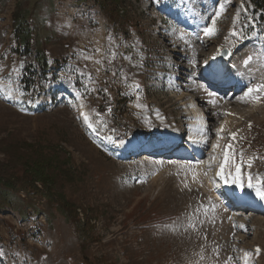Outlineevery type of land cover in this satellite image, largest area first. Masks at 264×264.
<instances>
[{
    "label": "rangeland",
    "instance_id": "rangeland-1",
    "mask_svg": "<svg viewBox=\"0 0 264 264\" xmlns=\"http://www.w3.org/2000/svg\"><path fill=\"white\" fill-rule=\"evenodd\" d=\"M122 1L117 13L122 21L120 28L125 27L121 31H137L139 36L132 43L122 38L119 43L118 35L106 28L98 5L86 11L89 2L81 4L82 13L72 16L67 13L65 0H54L53 8L42 13L47 56L54 63L64 60L65 70L59 74L57 86L46 83L36 105L24 103V98L31 97L20 83L28 58L21 54L13 34L19 4L30 9L33 0H7L4 6L0 3V145L11 140L33 145L40 141L70 154L80 182L63 184L62 189L80 205L77 215L86 223L81 230L86 233L81 232L73 218L63 214L62 207L51 205L44 197L13 190L8 202L0 206V264H264V254L252 252L256 244L264 249V211H253L261 217L245 219L238 213L234 217L236 211L246 213L244 207L235 209L216 201L209 185L216 165H206L208 158L219 160L228 132L243 127L234 142L231 155L236 156L230 158L229 172L238 151H245L239 161L258 179L264 177V88L256 92L257 96L254 91L249 103L233 104L241 110L235 107L226 115L223 98L231 92L209 90L203 79L191 81L200 72L206 52L210 54L212 47L226 38L233 44L238 35L236 43L243 47L235 54V75L248 77L254 87L264 85V16L255 15L239 4L240 0ZM218 3L226 11L216 18L209 40L199 42L206 36L204 29L218 11ZM171 6L178 12L167 15L165 10ZM190 20L202 24L197 27L199 32L186 29L184 23ZM233 28L237 35L232 34ZM249 28L252 34L243 40ZM249 56L252 60L245 65ZM117 58L123 69L114 68ZM77 70H84L85 75ZM87 73H91V82ZM195 87L202 101L198 107H204L201 118L200 113L193 120L195 132L209 141L205 147L198 143L196 151L203 147L200 152L205 151L206 156L199 161L186 157L187 161L145 154L133 137L148 131L150 122H157L159 131L167 136L182 126L183 136L189 127V134H185L189 140L193 122L189 100ZM9 88L13 89L11 99L6 96ZM53 94L55 100L50 99ZM239 95L233 94L234 98ZM120 100L126 105L119 103L115 112L99 109L102 104ZM205 112L214 118L206 117ZM116 120L140 131L120 138L107 129ZM249 120L251 126L245 123ZM209 122L213 131L225 122L219 137L214 132L213 137L207 135ZM98 128L105 132V141L97 139L93 130ZM132 138L128 149L124 145ZM128 153L129 157L122 159ZM248 157H254V162ZM5 160L0 152V161ZM24 213L29 218L21 221ZM88 230L92 234L85 240ZM246 252L250 257L244 256Z\"/></svg>",
    "mask_w": 264,
    "mask_h": 264
},
{
    "label": "trees",
    "instance_id": "trees-1",
    "mask_svg": "<svg viewBox=\"0 0 264 264\" xmlns=\"http://www.w3.org/2000/svg\"><path fill=\"white\" fill-rule=\"evenodd\" d=\"M80 1L86 2L87 0ZM95 1L100 4L108 24H112L118 32L121 29L124 30L125 27L120 28L122 21L118 15V7L123 4V1ZM6 2L7 0H0L2 6ZM251 2L256 11L264 10V0H251ZM30 5L32 7L29 9L24 4H19L21 7H18L14 15L13 34L21 49V54L29 57L22 78L23 88L30 95L35 92L36 95H39L43 89L42 82H56L55 72L60 68L58 61L54 65H50L44 42L46 25L42 13L46 9L53 8L54 0H33ZM110 7L114 9H110ZM31 98L34 99L33 96ZM120 103L124 107L125 102ZM108 108L102 107L103 110ZM152 126L156 128L154 124ZM111 128L117 129L122 136L136 132V127L127 122L120 124L118 121L112 122ZM5 142L8 144L0 145V152L6 156L4 162L0 161V206L8 202L13 190H23L31 197H44L51 205L56 204L55 206L62 207L63 214L69 218L71 216L74 224L81 231L86 223L81 222L78 218L77 210L80 205L72 200V197H67L62 189L63 184L73 185L80 182V176L76 173L70 154L66 155V152L59 148H49L46 143L40 141L36 142L35 145L28 142L23 143L20 140ZM23 217L27 219L28 215L24 213ZM81 232L86 233V230ZM91 234L92 230H88L84 239L86 240ZM87 241L90 240L87 239Z\"/></svg>",
    "mask_w": 264,
    "mask_h": 264
},
{
    "label": "bare ground",
    "instance_id": "bare-ground-1",
    "mask_svg": "<svg viewBox=\"0 0 264 264\" xmlns=\"http://www.w3.org/2000/svg\"><path fill=\"white\" fill-rule=\"evenodd\" d=\"M168 13H172V12H168ZM192 21H194V20H192ZM197 24H195V23H187L186 24V26L188 27V28H192V27H194V26H196ZM187 29V28H186ZM187 31V30H186ZM190 32V31H189ZM230 38H226V39H224V41L222 42V43H217V44H215L213 47H212V49H211V52H210V54L208 53L207 54V52L204 54V58L201 60L202 61V68H203V65L204 64H207L208 63V66H210V65H212V64H214L215 62H216V58H217V55L219 54L218 52H216V50H217V46L218 45H220V46H222L223 48H225V49H233V44L230 42ZM235 49V48H234ZM202 68H201V70H202ZM201 70H200V72L198 73V74H195L193 77H191V81H196V80H199V79H203V80H205L202 76H201ZM236 78L240 81V84H239V87H237V88H232V90L230 91L231 93L229 94V96L228 97H226L225 99L223 98V100H225V104H224V106L222 107V111L224 112L225 110H228V111H231L232 109H234L235 107H238V108H240V110H241V106H233V104H235V105H245V103L246 102H248L249 103V101H251L252 100V98L253 97H250L251 95H244L243 94V92H245L246 90H247V88L248 87H252V85L249 83V79H245V78H243V77H241V76H236ZM183 79H184V77H183ZM200 81H202V80H200ZM205 82V81H204ZM184 86V85H183ZM241 88H243L244 90L242 91V93L237 97V98H234V96H233V94H234V92L236 93V92H238V90L239 89H241ZM190 89L189 88H187V91H189ZM182 92H186V90L185 91H182ZM192 94H190V96H191V100H189V105H190V111H189V114L192 116V121L194 120V119H197V117H198V114H200L201 113V115H199L200 116V118H201V116H202V113H203V110H204V107H202V108H199L198 106H202V101L200 100V98H199V88L198 87H195V91H193L192 90ZM263 93V92H262ZM184 95L185 96H187V95H189V94H187V93H184ZM254 95V94H253ZM255 95H256V93H255ZM257 96V95H256ZM259 97V96H258ZM255 98V97H254ZM186 98H183V97H181V100H185ZM263 99V98H262ZM227 100V101H226ZM232 100H233V102H232ZM186 102V101H185ZM255 104V103H254ZM188 107V106H187ZM231 107V108H230ZM246 110V109H245ZM245 112V111H244ZM226 114V113H225ZM240 114H243V113H240ZM206 117H208V118H210V119H213L214 118V115L212 114V113H207V112H205V114H204ZM227 115V114H226ZM199 118V119H200ZM230 118H228L227 120H229ZM241 119V118H240ZM202 121H206V119H203L202 118ZM210 123V122H209ZM192 125H191V128H190V130H191V140H193V142H195L194 144L195 145H197L198 143L199 144H202L204 147L208 144V139H207V137L206 138H203L202 137V135H200V134H197V131L195 132V127H196V123L193 121L192 123H191ZM224 124H225V122H222L221 123V125H220V127H218V128H216L214 131L211 129V123L210 124H208V126L206 125V127H205V130L206 131H208L207 132V135L208 136H212L213 137V132H214V134H216V136H218L219 137V134L221 133V130H222V128H223V126H224ZM231 125L232 126H234V127H237L238 125H236L235 123H231ZM197 130V129H196ZM184 134H187V132H188V130L186 129V130H184ZM174 138L177 136V133L175 132L173 135H172ZM180 137H182L183 138V136L180 134ZM169 138V137H168ZM212 139V138H211ZM186 141H187V139H186ZM218 141V139L216 138V139H214V141H213V143L214 144H216V142ZM188 142H189V140H188ZM133 143V138L131 139V140H129L124 146H126V147H130V145ZM212 143V144H213ZM220 150V149H219ZM213 152H215L216 154H215V156H217V149L215 148V146L213 147ZM194 156H197V158H195V160L196 161H199V160H201L203 157H205L206 156V154H205V151L204 152H200V151H195L194 152ZM209 156H211V154L209 155ZM215 159H216V157L215 158H212V159H210V158H208L207 160H208V162H206V165L208 164L210 167H212L214 164L215 165H217V163H218V161H220V159L218 160V158L216 159V162H215ZM196 166H197V164H196ZM214 198H216L215 196H214ZM252 200H257V201H261V202H264V200H261V199H259V197H257L256 195H255V192L253 193V197H252ZM249 202H250V200H249ZM259 206L258 205H256V209L258 208ZM237 213L239 214V216H244V218L245 219H251L252 217H261V215L260 216H258L257 214L258 213H254L253 211L250 213V214H248L247 212L245 213V212H241V211H236L235 212V214L233 215L234 217L235 216H237ZM243 219V218H242ZM250 222V221H249ZM242 226V225H241ZM243 235V234H242Z\"/></svg>",
    "mask_w": 264,
    "mask_h": 264
},
{
    "label": "snow or ice",
    "instance_id": "snow-or-ice-1",
    "mask_svg": "<svg viewBox=\"0 0 264 264\" xmlns=\"http://www.w3.org/2000/svg\"><path fill=\"white\" fill-rule=\"evenodd\" d=\"M154 2H158V0H154ZM224 11H226V9L224 8L223 4H219V3H218V11L214 13L213 18L211 19V23H210V25H209V26H206L205 29H204V33H205L206 36H211V35H212V33H213V31H214V27H213V26H215L216 23H217V19H216V18H218V17L221 15V13H223ZM232 34H233V35H237V33L235 32V30L233 31ZM109 39L111 40V37H109ZM99 51H100V49H96V52H99ZM218 51L220 52L221 55H225V54H226V53H225L223 50H221V49H218ZM111 56L114 58V57H115V53L112 52V53H111ZM84 59L91 60L92 57H91V56H85ZM251 60H252V57L249 56V57L245 60V65H247ZM96 63H100V64H102L103 61H96ZM86 67H87V66H85V68H86ZM0 71H2V66H0ZM13 71H16V69L14 68ZM77 71H79V74H80L81 76H84V75H85V71H84V70H77ZM87 78L89 79L90 82L92 81L91 73H87ZM125 79H127V78L125 77ZM135 87L138 89V88H139V85L136 84ZM261 88H264V85L257 84L256 87H255V89H254L253 87H248V88H247V92H246V94L252 93L253 91H257V92H258V91H260ZM92 90L95 91V89H92ZM12 91H13V89H11V88H9V89L7 90V92H6V96H7V98H9V99L12 98ZM104 91L106 92L107 89H104ZM209 94H210V95H216L215 93H209ZM77 95L79 96L80 93H77ZM138 106H139V105H138ZM109 111H110V109H109ZM84 119H85V121H87V120H88V117L85 116ZM249 126H251V125H249ZM232 137H233V139L235 138V133L232 134ZM217 147H219V145H217ZM230 147H231V146L229 145V148H230ZM227 159H228V157H227V155H226V157H225V163H227ZM173 163H175V162H173ZM249 167H250V165H249ZM219 175L221 176V178H223V179L225 180L226 183L228 182L227 176H225V167H224V165H221ZM228 175L231 176L232 173L229 172ZM253 179H254V177L252 176L251 173H249V176H248V182H247V187H248L249 189H253V190L255 191V195H256L257 197H259V199L264 200V191H262L260 188L256 187V186L253 184V182H252ZM231 182H232L233 184H237V185H239L240 189L243 191L244 183L241 181V168H240L239 165H237V167H236V175L232 177ZM258 183L264 184V180L258 181ZM197 211H198V210H197ZM190 227L193 228V229H195V228H196V224H195V223H190ZM259 252H260V249L257 248V249H256V254L258 255ZM218 254H219V253H218V251H217V255H218ZM17 255H18V254H17ZM250 255H251L250 253H247V252L244 253V256H245V257H250ZM231 260H232V258L229 257V262H230ZM226 264H228V262H226ZM245 264H246V262H245Z\"/></svg>",
    "mask_w": 264,
    "mask_h": 264
}]
</instances>
